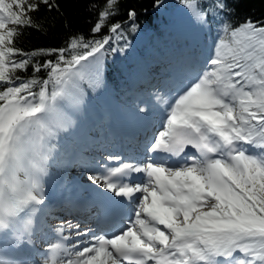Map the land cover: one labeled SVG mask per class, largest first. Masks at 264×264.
Returning a JSON list of instances; mask_svg holds the SVG:
<instances>
[{
  "label": "snow or ice",
  "instance_id": "snow-or-ice-1",
  "mask_svg": "<svg viewBox=\"0 0 264 264\" xmlns=\"http://www.w3.org/2000/svg\"><path fill=\"white\" fill-rule=\"evenodd\" d=\"M120 2L104 0L93 33L107 27L124 38L122 24L109 23ZM178 3L195 29L211 32L220 24L213 55L174 96L158 92L153 108H138L159 112L146 159L109 156L121 162L88 177L111 194L104 211L127 215V223L97 231L62 219L35 264H264V21L224 23L228 0ZM41 4L59 10L50 0H0V241L11 236L16 245L32 242L33 217L47 207L41 178L51 141L67 131L52 117L62 101L82 99L86 77L100 85L99 65L113 38L75 34L68 48L85 51L70 58L66 48L26 53L14 43L21 29L39 28L29 13ZM127 15L137 31L136 11ZM29 68L30 76L16 75ZM136 174L142 179L133 180ZM0 264L33 262L0 243Z\"/></svg>",
  "mask_w": 264,
  "mask_h": 264
},
{
  "label": "trees",
  "instance_id": "trees-1",
  "mask_svg": "<svg viewBox=\"0 0 264 264\" xmlns=\"http://www.w3.org/2000/svg\"><path fill=\"white\" fill-rule=\"evenodd\" d=\"M50 2L53 5L58 4L59 10L55 7L49 10L41 4L39 11L29 13L38 22L39 28L21 29V34L16 38L14 46L26 53L34 49L66 48L65 54L70 58L71 55L85 51L68 48V42L73 35L80 34L88 40H98L105 35H110L113 38L110 44L105 46L108 80L110 85L119 91H124L121 87L128 85L129 69L134 68V63L129 61L135 59V50L130 46L129 41L135 42L142 54L150 51L149 56L146 55L147 58L161 52H174V37L179 38V42L182 41L178 32L175 34L172 30L176 24L173 11L179 5L178 0H165L163 9L160 11H156L153 0H121L116 14L109 21V23L122 24L121 31L124 38L119 40L116 39L117 34L110 33L107 27L100 33L91 31L97 22L98 13L103 10L104 0H50ZM228 2L231 13L220 17L224 23L236 27L247 19L264 21V0H228ZM130 9H134L137 13L135 23L138 28L135 32L131 31L133 21L127 15ZM220 28V24L215 23L213 30L208 33L216 39ZM117 46L122 48L121 53L116 51ZM14 58L22 59L23 57ZM43 59L55 60V56ZM16 75L28 77L31 75V68L27 73L20 71Z\"/></svg>",
  "mask_w": 264,
  "mask_h": 264
},
{
  "label": "bare ground",
  "instance_id": "bare-ground-1",
  "mask_svg": "<svg viewBox=\"0 0 264 264\" xmlns=\"http://www.w3.org/2000/svg\"><path fill=\"white\" fill-rule=\"evenodd\" d=\"M102 60V59H101ZM99 80H100V86L102 87V93L104 96V104L108 107V109L110 110V116L113 117L112 121L116 128V135H110L105 137H98L95 135H92L89 132V129H93L94 126H96L97 119L100 118L104 115V112H102L96 105H94L93 103L90 105H84L83 102L79 101L77 102V104L72 103L71 98L66 99L64 101L61 102L60 104V108H59V112L56 113V117L55 114L52 117V119L55 122H59L61 124L64 125V127L67 128V132L71 133L73 135H77L79 136L84 142H88L89 144V150L87 151L86 155H90L92 157H101L105 154V158L103 159V164H111L114 163V160H109L107 159V157L109 156H114V152L112 150H108L107 148H105V150L103 152H99L100 150H102L103 148L98 149V147H101L102 145H104V142H102V139L105 138L108 141H112V142H116L117 136L120 135H126L125 130L126 128L124 126H126V120H133L134 118L138 121V122H142V123H146V121L150 120L152 115H154V113H146V114H142V113H133V112H125L120 109V106L114 102L113 100H111L107 94L105 93V88L103 89L104 85H105V76H104V72L103 69L101 67H99ZM171 92V91H170ZM169 93V92H168ZM171 95H175L173 93H170ZM66 104L67 107L65 108L63 106V104ZM75 112V113H74ZM78 114L80 116H83L84 122L85 124H82L75 116L74 114ZM135 115V117H134ZM92 140V141H91ZM100 155V156H99ZM82 178L81 174H77L74 175L72 177H69V179H67V181L63 184L65 187H68V189H70L68 183L69 180L71 179H76V180H80ZM91 185H94L93 183H91ZM45 191V198H46V204H48V202H50V198L54 195L53 192H50L48 189L44 188ZM71 221V220H69ZM72 223H78V222H73ZM53 226V225H51Z\"/></svg>",
  "mask_w": 264,
  "mask_h": 264
},
{
  "label": "rangeland",
  "instance_id": "rangeland-1",
  "mask_svg": "<svg viewBox=\"0 0 264 264\" xmlns=\"http://www.w3.org/2000/svg\"><path fill=\"white\" fill-rule=\"evenodd\" d=\"M185 16V14H184V11H183V9L180 7L178 10H177V17L178 18H180L181 16ZM182 19H186L187 20V18L186 17H182ZM192 28L193 29H191L192 30V32H194V31H197V32H199V30L198 29H195L193 26H192ZM202 54H201V56L202 57H204V54L203 53H205V50H204V48H202ZM213 51H214V48H212V50H211V53H210V56H212L213 55ZM104 61V53H103V55H102V60H101V62H100V65H99V67H103V65H102V62ZM158 70V69H157ZM82 82V81H81ZM101 98H100V101H101V103H103V99H102V96H100ZM85 97L84 96H82V99L81 100H83ZM72 99V101L76 104L77 102H78V100H76V99H74V98H71ZM85 103H88V101L87 102H85ZM76 116L78 117V118H80L81 116L80 115H78L77 113H76ZM80 120V119H79ZM81 121V120H80ZM105 127H106V124H103L102 125V129H103V131H102V133H101V135H106L107 133H109V134H111L112 132H113V126H112V124L110 123V125L108 126L109 128H108V130H105ZM64 131V130H63ZM66 132V131H65ZM53 141L54 142H56V141H63L60 137H56V138H54L53 139ZM115 149H117V146L116 147H114ZM84 150V148L82 147V145H81V149H80V151H83ZM83 161H85V160H82V162ZM55 169H57V166H56V164H54L53 162H51V161H48V164H47V175H45V176H43L42 178H43V180H47V181H49V182H53L54 180L55 181H57V178H59L58 176H57V174H56V172L54 171ZM60 171V173L62 174L63 173V171L62 170H59ZM70 172H75V168L74 169H71V170H69ZM96 174V173H95Z\"/></svg>",
  "mask_w": 264,
  "mask_h": 264
}]
</instances>
